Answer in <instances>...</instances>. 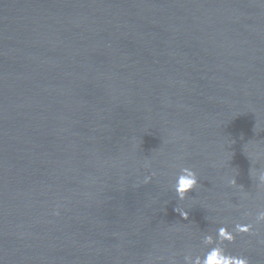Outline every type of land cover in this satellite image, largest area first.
<instances>
[{
	"label": "water",
	"instance_id": "1",
	"mask_svg": "<svg viewBox=\"0 0 264 264\" xmlns=\"http://www.w3.org/2000/svg\"><path fill=\"white\" fill-rule=\"evenodd\" d=\"M253 169L264 0H0V264H264Z\"/></svg>",
	"mask_w": 264,
	"mask_h": 264
},
{
	"label": "clouds",
	"instance_id": "2",
	"mask_svg": "<svg viewBox=\"0 0 264 264\" xmlns=\"http://www.w3.org/2000/svg\"><path fill=\"white\" fill-rule=\"evenodd\" d=\"M259 180L261 184H264V172H259L255 169L252 170V175ZM151 177L145 178V183H149ZM233 185L237 184L236 180L230 181ZM199 184V178L196 171L190 167H183L181 174L176 179L175 192L181 200L187 198V194L196 189ZM179 211V210H177ZM58 214V213H57ZM181 215L187 219L188 212L183 211ZM256 224H264V210H260L255 216ZM254 225L248 224H236L235 230L230 231L227 227H220L217 229V237L219 244L213 239L212 236H206L204 242L209 245L203 255H185L184 264H250V260L241 255H233L227 251L226 243H233L236 240V234L246 233L250 234L253 232Z\"/></svg>",
	"mask_w": 264,
	"mask_h": 264
}]
</instances>
